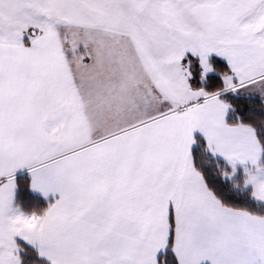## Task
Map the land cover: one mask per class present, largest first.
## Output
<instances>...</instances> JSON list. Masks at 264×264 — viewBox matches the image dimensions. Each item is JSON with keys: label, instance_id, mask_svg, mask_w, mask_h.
<instances>
[{"label": "snow or ice", "instance_id": "obj_1", "mask_svg": "<svg viewBox=\"0 0 264 264\" xmlns=\"http://www.w3.org/2000/svg\"><path fill=\"white\" fill-rule=\"evenodd\" d=\"M0 264H264V0H0Z\"/></svg>", "mask_w": 264, "mask_h": 264}]
</instances>
